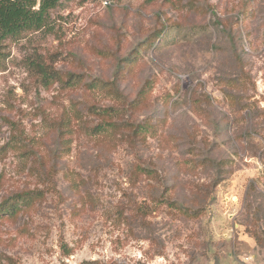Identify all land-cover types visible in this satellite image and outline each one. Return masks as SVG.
Masks as SVG:
<instances>
[{"label": "rangeland", "instance_id": "obj_1", "mask_svg": "<svg viewBox=\"0 0 264 264\" xmlns=\"http://www.w3.org/2000/svg\"><path fill=\"white\" fill-rule=\"evenodd\" d=\"M1 50L0 203L41 194L0 264H264V0H69Z\"/></svg>", "mask_w": 264, "mask_h": 264}, {"label": "trees", "instance_id": "obj_2", "mask_svg": "<svg viewBox=\"0 0 264 264\" xmlns=\"http://www.w3.org/2000/svg\"><path fill=\"white\" fill-rule=\"evenodd\" d=\"M69 0H0V64L3 61V53L1 46L4 45L8 40H18L22 38L25 34L29 32H35L43 29L48 24V19L52 10L56 9L62 3ZM149 2H154L157 0H147ZM167 24L163 23L159 32L154 34V37L160 38L162 32L164 31ZM150 37L148 38L149 41ZM129 57L124 58L120 62L115 70V79L112 83L113 88L110 93H114L117 97H122L119 89V80L124 76V66L125 63L129 62ZM45 76H49L45 72ZM68 81H73V84L83 83L84 80L79 74L71 73L67 78ZM109 81L98 79L93 80L92 83L88 84L87 87H98L100 89H105L109 86ZM148 85V83H147ZM149 94V89H146V85L143 86L139 93L133 98V100L128 101L130 104V110L136 112V110L143 105L147 100ZM99 111V110H97ZM131 123L135 124L134 135L141 141L146 138V131H152L154 133V125L150 121L136 122L128 120V125ZM105 124L102 122L98 124L97 127H103ZM211 161V160H209ZM214 167L218 170V176L216 178L213 186H217L225 177L224 170L225 164L222 160H213ZM154 171L150 168L148 172L151 174ZM213 187V188H214ZM41 191L39 190H27L22 192H17L8 198L4 199L0 203V220L5 219H17L19 213L24 210H28L35 204V200L39 198ZM214 193L213 190L208 196V201L211 204L212 197ZM183 207H180L182 209ZM205 209V207H204ZM186 211V210H183ZM62 264H68L63 262ZM82 264H99L97 261L83 262Z\"/></svg>", "mask_w": 264, "mask_h": 264}]
</instances>
